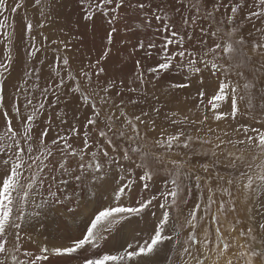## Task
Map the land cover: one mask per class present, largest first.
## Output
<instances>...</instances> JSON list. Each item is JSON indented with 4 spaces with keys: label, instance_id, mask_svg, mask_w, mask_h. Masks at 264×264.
I'll list each match as a JSON object with an SVG mask.
<instances>
[{
    "label": "snow or ice",
    "instance_id": "1",
    "mask_svg": "<svg viewBox=\"0 0 264 264\" xmlns=\"http://www.w3.org/2000/svg\"><path fill=\"white\" fill-rule=\"evenodd\" d=\"M80 3L85 8V20H94L96 14L107 19L110 28L107 45L113 43L114 34L118 31L115 24L122 18L120 10L126 5L141 12L146 26L151 27L154 19L162 25L160 31L170 35L163 37L159 45L155 41H148L147 46L143 41L136 45L133 51L144 49L145 55L151 57L155 50L160 59L157 64L147 68L137 60L136 70L128 78L127 85L122 79L119 82L115 78L107 83L100 81V77L106 75L100 60L107 58L110 47L106 48L100 60L89 63L78 73L71 68L67 57L63 59L62 66L53 69L59 83L43 90L41 96L47 101L51 90L55 99L49 107H54L60 102L62 93L59 89L77 95L80 105L91 113L83 132L73 124L66 134L57 131L55 137L47 140L46 137L53 131L51 117L46 127L37 131L45 103L38 101L33 104V98L25 96V111L22 113L18 107L19 88L9 104L5 102L4 88L0 85V264H51L52 257L57 261L66 258L69 264L71 261H75V264H158L159 254L167 255L168 264H172L177 256L176 264H264V99L260 104L261 115L253 112L257 99L254 93L259 91L260 96L264 97V87L260 86V76H264V0H228L227 3L214 0L211 9L205 8L203 17L200 15V5L205 0H196L195 4L189 0H173L174 12L182 18L183 32L173 30L174 25L170 22L173 17L160 5L152 8L150 3L145 4L142 0L136 3L130 0H80ZM35 5L42 17L47 15L45 7H51L49 0H35ZM26 7L27 0H20L9 10L6 0H0V15L5 11L16 13ZM146 8L151 12L145 11ZM221 9H230V13L225 12L218 22L223 28H204L201 20L211 18L216 23L215 16ZM185 12L188 15H184ZM241 14L243 18L237 26L236 21ZM198 25L200 37L197 39V51L186 46V43H191ZM247 25H251V31L246 37L243 29ZM5 26V20H0V29ZM43 26V22L34 26L29 21L26 29L31 33L34 27ZM222 31L227 40L220 35ZM5 38L9 42L12 39L7 33ZM209 39L212 40L211 44ZM60 43L68 46L63 41ZM237 45L240 47L237 48ZM3 47L7 50L11 44L3 43ZM35 54L29 53L32 56ZM237 56L239 62L233 63ZM250 64L258 73L252 80L247 79L244 72ZM11 67L12 55L6 51L4 57L0 58V76L9 74ZM61 73H65L67 80ZM166 73H174L182 78L179 82L170 81L167 84L170 92L187 89L194 80L198 86L203 85L205 73L214 78L216 84L211 95L203 87H198L195 96L191 97L197 100L196 109L201 110L200 119H191L187 115L177 119V112L165 114V121L176 130L169 132L163 128L158 137L152 140L153 146L161 150L159 154L152 155L162 166L165 177L163 186L157 187V180L146 162L148 154L141 153L139 162L133 158V154L140 152L142 147L136 144L137 139L146 140L149 132H156V122L144 119L148 116L147 112L130 117L125 111V101L117 103L116 99L125 92L147 95L146 87H155L162 74ZM23 75L29 73L24 72ZM93 75L96 77L95 88L91 87ZM231 75L239 79L232 82ZM81 78L87 83V92L80 86ZM239 80L244 81L242 85ZM137 84L139 87L134 86ZM113 91L116 99L112 97ZM245 94L246 111L242 112L239 105L245 100ZM138 102L135 99L128 101L130 104ZM116 109H119V115ZM102 110L109 113L106 119L100 115ZM152 111L159 116V108ZM56 115L62 124L65 123L63 116L66 114L58 112ZM242 118L252 123H241ZM117 123L121 125L119 129ZM212 124L216 127H212ZM221 124L223 128L219 127ZM141 126L145 129L143 133ZM193 128L195 136L192 134ZM81 135L83 147H73L70 142L72 137L78 139ZM133 144L136 146L132 147ZM193 145L201 147L193 151ZM180 149L189 150L187 159L183 158L184 153ZM56 154L61 158L58 171L67 177L59 181L52 172L50 160ZM89 154L92 161L102 162L85 166L84 161ZM173 156L179 159H172ZM196 156L205 158V162L198 161L196 167L207 176L184 171ZM73 157L81 161L80 174L72 175V169L67 166V160ZM122 162H127L128 166ZM105 163L116 164L119 174H122L114 188L108 187ZM89 170L91 175H88ZM136 170H142L138 177ZM222 171L228 175L221 174ZM181 177L189 184L182 186ZM193 180L195 192L198 193L197 202L187 213L184 224L187 235L181 241V227L172 218V211H179L176 205L181 193H187L184 205L188 204L193 195ZM213 180L218 183L217 188L212 187ZM46 181L49 183L46 201L49 205H59L61 200L71 203V197L61 189V185L67 186L73 181L80 185L91 181L93 189L103 187L111 194L106 204L92 208L78 236L68 235L64 238L65 242L40 247L39 252L34 253L23 248L21 233L30 219L26 209ZM169 183L174 187L169 188ZM137 185H140L139 189ZM233 186L245 193L246 204L249 201L252 203L248 205L246 219L236 215L234 222L222 231L220 218L223 216L227 219L229 214L236 213V201L231 191ZM205 187L208 191L207 203H204L203 196ZM58 190L63 192L62 196L58 197ZM217 191L222 197L226 195L230 199H221L213 211V206L217 205ZM91 195L94 196L95 191ZM94 203L95 200H86L85 206ZM43 206V203L36 205L37 208ZM149 214L153 218L151 227H147L149 221L145 219ZM141 220H145L144 228L139 227ZM205 220L208 227L201 234L199 225ZM113 234L120 235L124 242L107 248L109 239H114Z\"/></svg>",
    "mask_w": 264,
    "mask_h": 264
},
{
    "label": "rangeland",
    "instance_id": "2",
    "mask_svg": "<svg viewBox=\"0 0 264 264\" xmlns=\"http://www.w3.org/2000/svg\"><path fill=\"white\" fill-rule=\"evenodd\" d=\"M64 0H62L63 2ZM68 1V2H67ZM20 2V0H6V5L8 9L10 10L11 7L15 5V3ZM35 0H27V6L25 8L19 9L17 12L25 13L27 18H29V13L34 12ZM61 2L60 6L65 7V11L62 12V21H60V25H64L63 28H60L59 31H57L58 39L54 38V34H49L45 36L42 33H40L39 30H36L39 34H41V38H43V48L44 50H49L48 57L52 60L54 63L52 66V62L46 61L45 56L43 57V62L41 64L42 67H50L52 70L56 69L58 66H62V61L65 57L69 58L70 66L75 72H79L81 68H85L89 63H96L97 60H100V57L106 50V48L111 49L110 54L107 56L106 59L100 60V66L103 67L106 71V75H102L100 77V81L102 83H107L109 79L115 78L117 82L119 80H124L125 85L128 83V78L132 76L135 69L136 61H141L142 64H144L145 68L153 66L159 62V55L155 50H153V55L151 57H148L145 55L144 49H139L136 51H133L134 48H136V45L143 41L145 43V46H147L148 41H155L158 45L162 42V38L170 35L168 32H161L160 29L162 28L161 24H157V22L153 19L151 21L152 26L148 27L144 23L143 15L138 9H133L128 7L127 5L120 10L121 19L115 24V27L118 29V31L114 34L113 43L112 45H107L106 39H107V33L110 31L107 19L100 15L96 14L94 16V20H85V8L80 3V0H65L67 4H64ZM131 3H136L138 0H130ZM145 4H151L152 8H156L157 5H160L164 8L165 11L169 12L170 16L173 18L171 19V23L174 25V29L177 32H183L184 27L182 23V18L180 15L175 14L174 12V5L173 0H142ZM190 3L195 4L196 0H189ZM214 0H205V3L200 5V15L201 17L204 16L205 8L211 9L212 4ZM225 3L228 2V0H224ZM13 3V4H11ZM80 3V4H79ZM30 4V5H29ZM68 6V7H67ZM74 6V8L72 7ZM10 7V8H9ZM72 7V8H71ZM28 10V11H27ZM145 11L151 12V9L146 8ZM16 12V13H17ZM225 12L230 13V9H221L219 13L216 14L215 20L216 23H213L211 21V18L204 20H201V24L204 28L211 27L212 29H215L217 26H220L223 28V25H218V22L222 19L223 14ZM16 13H10V11H6L7 17H13ZM11 14V15H10ZM61 14V13H60ZM24 15V16H25ZM82 17H81V16ZM184 15H188L187 12L184 13ZM60 16V15H59ZM72 18L70 19V17ZM84 16V17H83ZM5 17V16H1ZM6 18V17H5ZM243 18V14H241L236 21L237 26L240 23V20ZM8 19V18H6ZM30 19V18H29ZM30 21H32L30 19ZM8 24H12L13 22ZM137 25H140V27H137ZM12 32L8 33L7 35L10 36V34L13 35V29H10ZM251 31V25H247L243 29V34L247 37L248 32ZM62 32V35L60 34ZM54 33V32H52ZM60 34V35H59ZM51 35V36H50ZM220 35L227 40L228 37L224 34L222 31ZM53 36V37H52ZM52 37V38H51ZM200 37V26L198 25L195 30V36L193 37L190 44L186 43V46L195 48L197 51L199 50V45L197 44V39ZM48 39V40H47ZM51 39V41H49ZM53 39V40H52ZM55 39V40H54ZM235 39V38H233ZM5 41L7 43L11 44V41H7L5 38ZM53 41H56V43H53ZM65 42L68 46L67 49L64 47L63 44L60 42ZM123 42V43H122ZM212 43V40L209 39V44ZM62 47L64 49H62ZM240 46L237 45V48ZM13 46L8 49L9 52L12 55V66H14L12 69L10 68L9 74L6 76H0V85L3 86L4 91L3 95L5 96V91L8 90V80L11 79L13 75H19V78L16 80V85L18 87L21 86H29V87H37L35 86L36 83L39 84V93L37 92V98H35L33 101V104H37L38 101H43L46 105L45 111L42 113V115L39 117V124L37 125V131L46 127V122L49 120V117H51V124L53 127V131L49 133V136L46 137L47 140H51L56 134L57 131H60L61 134H66L67 129L73 124L77 126V128L80 130V132L84 131V125L86 123L87 118L91 115L90 111L80 105V100L77 95L71 94L66 89H59V91L62 93L60 95V102L57 103L54 107H49V105L52 104V101L55 99V97L51 94V90L48 92V99L47 101H44V97L41 96V92L45 89H49V86L52 84H58L59 78L56 76L55 71H53L50 76H53L50 81L42 80L40 79L37 74L34 72V69L36 68L35 65L31 66L30 68H27L23 70L22 72H18L16 70V58L17 55H14V51H12ZM51 48V49H49ZM53 50V51H52ZM63 50V51H62ZM248 49H245L247 51ZM69 56L67 55V52ZM52 52H54L52 54ZM56 53V54H55ZM56 55H58L56 57ZM60 55V56H59ZM63 55V56H62ZM56 58H55V57ZM4 57V52H3ZM58 58V59H57ZM62 59V60H61ZM50 62V63H49ZM239 62V56L236 57V59L233 61V63ZM258 63V61H256ZM59 63V64H58ZM58 66H57V65ZM50 65V66H49ZM28 72L29 75L24 76L23 73ZM245 77L249 80L255 79V76L258 75V73L254 72V69L252 65L250 64L246 69H244ZM65 77V80H67V76L65 73H61ZM95 75H93V83L91 85L92 88L96 87L95 84ZM182 78L178 75H175L174 73H166L162 74L161 79L156 83L155 87L148 85L146 87V95H138L137 93H130V95H136L137 97H132L131 100L135 99L139 102L136 104H130L128 101H130V97L128 94L124 93L121 97L116 99L115 91L112 92V97L116 99V102L119 103L120 100L125 101V111L128 113V115L134 116L139 115L141 112H147L148 116L144 117L145 120H155L156 122V132H149L148 138L146 140H139L137 139L136 144L142 145L141 151L133 154V158L139 162L141 153H147L148 156L146 157V162L148 164L149 170L154 174V178L157 180V187L163 186V180L165 179L163 174L162 166L154 159L153 153H160V149L155 148L152 144V140L155 137H158L159 131L163 128H167L169 132H174L176 129L171 126L167 121H165V114H170L172 112H177L179 115L176 117L179 119L181 116L187 115L191 119H200L201 117V110L196 109L197 100L192 99L191 97L195 96V94L198 91V87H203L206 89L211 95L213 87L216 84V81L214 78H210L207 73L204 75V84L198 86L196 81L194 80L192 82V86L184 89V90H176L174 92H170L167 90V84L172 82H179ZM239 78L235 75H231L230 80L232 82H236ZM6 81V83H4ZM80 86L83 91H88V86L86 81L81 78L80 79ZM240 84H243V80H239ZM135 87H139V85H134ZM260 86L264 87V76H260ZM152 92V99L150 100L149 105L153 108H159L160 107V113L159 116H157L154 112L151 111L149 108H144L145 102L142 101L140 98H147L149 97L148 94H151ZM155 94V95H154ZM242 94L243 90H242ZM254 95L257 97L255 100L256 107L253 109L254 114L261 115V109L260 104L262 99L264 97L260 96V92L257 91L254 93ZM185 97H189L188 99H185ZM67 98V102H65ZM20 100V98H19ZM21 104V101H20ZM161 104H165L162 106ZM246 104H247V95L245 94V100L240 103L239 107L242 112L246 111ZM24 106V105H23ZM31 107V106H29ZM107 107V106H105ZM189 109H192L193 111L190 112ZM24 110V109H23ZM31 108H29V111ZM116 114L119 115V109H116ZM61 112L66 115L63 116V119L65 123H61L60 119L57 117V113ZM109 113H106L105 111H101L100 115L101 117L105 118L107 117ZM48 115V116H47ZM241 123L249 124L252 123V121H249L247 119L242 118ZM44 126V127H43ZM120 124L117 123L116 127L119 129ZM196 127H200L197 125ZM212 127H216L215 124H212ZM220 128H223L224 125H219ZM55 130V131H54ZM187 131V129H185ZM206 130V129H205ZM145 129L143 126H141V132L143 133ZM193 136L196 135L195 129L193 128L192 131ZM203 135V133H201ZM73 144V147H83V137L82 135L77 139L75 136L72 137L71 141ZM119 143V142H117ZM136 144H133L132 147H135ZM201 146L199 145H193V151L198 150ZM95 150L94 148L92 149ZM88 151V150H86ZM179 151L184 153V159L188 158V155L190 154L189 150L180 149ZM109 152L111 150L109 149ZM172 159H179V157H171ZM59 154H56L54 157H51V168L53 174L56 176L57 180H63L67 177L61 175V173L58 171L59 169V162H60ZM204 163L205 158L196 156L194 157L190 163L185 167L184 171H192L194 174H199L201 176H207L208 174L204 173L201 169L196 167L197 162ZM102 162L100 160L98 161H92L91 156L86 158L84 161L85 166L89 163H97ZM81 161L76 158H70L67 160V166L72 169V175L80 174L81 168H80ZM125 164V166H128L127 162H122ZM104 167L108 170V187L114 188L119 183V174L118 168L116 164H104ZM134 168V165H132ZM168 167H171L169 165ZM142 174V170H136V177ZM221 174L228 175V173L222 171ZM88 175H91V171L89 170ZM238 175V173H236ZM189 184L188 180L183 179L181 177V185H187ZM201 185H204V181H201ZM49 187V183L46 181L45 184L40 188L39 194L33 199L32 204L26 209L29 211L30 219L28 223L25 225V231L21 233L24 244L23 248L30 250L34 253L39 252L40 247L48 246L53 243H63L64 238L68 235L78 236L79 235V229L84 227V221L87 219L88 214L92 211L93 207H97L100 204H106L108 196L111 194L108 192L107 196L105 195V188L101 187L99 189H93L91 181H88L84 183L83 185L76 184L74 181L70 182L67 186L61 185V189L63 191H66V193L71 197V203L68 200H61V203L59 205H49L46 203L47 201V189ZM140 185H137V188L139 189ZM169 188H173L174 185L171 183L168 184ZM212 187L217 188L218 183L213 180L212 181ZM95 191V195L92 196L91 193ZM232 197L235 198L236 201V213L235 214H229L227 219H225L223 216L220 218L222 222V231H225L232 222H234L235 216L238 215L240 219H246L247 215V208L248 205L252 203V201H249L248 204H246L245 201V193L242 190H238L235 186L232 187ZM57 195L62 196V191H57ZM142 195H147V193H142ZM197 195L198 193L195 192L194 189V180H193V195L188 200V204L184 205V200L187 197V193H181L178 203L176 205V208L179 209V211L173 210L172 211V218L180 225L181 227V236L180 239L183 241L186 238L187 230L184 228L185 220L187 217V213L189 209H192L194 204L197 202ZM104 198H103V197ZM204 203H207V197H208V191L205 187L204 189ZM95 200L94 204H87L85 206V200ZM215 199L217 201V205L213 206V211H215V208L220 203L221 199L228 200L230 199L228 196H221V193L217 191ZM84 200V201H83ZM169 200H171V197H169ZM43 207L37 208L36 205L42 204ZM84 204V205H83ZM257 208L259 209V204H257ZM87 216V217H86ZM157 216H159V210H157ZM149 221L147 224V227H151L150 221L153 219L151 217V214H149L148 217L145 218ZM145 220H141L139 227L144 228ZM208 227V221L205 220L203 223L199 225V229L201 234L204 232V230ZM114 235V239L110 238L108 241V244L106 245L107 248H112L115 245L123 243V238L120 235ZM231 239V237H229ZM235 251V249H233ZM179 257H174L172 264H176ZM158 264H168L167 255L165 254H159L157 257ZM51 264H69L66 258H61L59 261L55 257L50 258ZM70 264H75V261H71Z\"/></svg>",
    "mask_w": 264,
    "mask_h": 264
},
{
    "label": "bare ground",
    "instance_id": "3",
    "mask_svg": "<svg viewBox=\"0 0 264 264\" xmlns=\"http://www.w3.org/2000/svg\"><path fill=\"white\" fill-rule=\"evenodd\" d=\"M49 2H50L51 7H50V9L47 6L45 7V11L47 13V15L45 17H42L40 15V9L37 6H35L34 12L29 13V15H28L29 18L32 21H30V19L27 18V16L25 15V13H22L21 10H20V12H17L13 17H7L6 16V11L2 15H0V20H5V25H6L5 28L0 29V58H3V52H4V55H5V52L6 51H9L8 49L6 50L3 47V43H7L5 41V33H7V34L8 33H11L12 31L10 29H13V31H14L13 32V35L10 34V36L12 38L11 39V45L13 46L12 51H14V55H17L16 65H15L16 70L18 72H22L23 70H25L27 68H30L31 66H34L35 65L36 68L34 69V72L37 74V76L40 79L47 80V81H50L52 79L53 76H50V75L53 74L52 73L53 70L50 67H47V66L42 67L41 66V64L43 62L42 59H43L44 56H45V59H47L46 60L47 62L50 61V60L52 62L53 59L47 58L48 57L49 50H44V48H43L44 46H43V42H42L43 38H41V34H39L36 30H39L40 33L44 32L42 34V37H43V35H45V36L48 35V37H49V34L50 33L51 34H54V38L57 41L58 35H57L56 32L59 31L60 28H63L64 27V25H60V21H62V16L61 15H62V12L63 11H65V13H66V9H67L65 7H61L60 6L62 0H49ZM64 3L67 4L66 2H64ZM11 4H13V3H11ZM34 4H35V2H34ZM72 7L74 8V6H72ZM1 16H5L8 19H6L5 17H1ZM71 18H72V16L70 17V19ZM9 21H10V23L13 22V25L12 24H8ZM29 21L34 26L35 25H39L41 22H43L44 23V26L42 28L41 27H34L33 30L31 31V33H29L27 31V29H26V24ZM52 32H54V33H52ZM60 34L62 35V32H60ZM32 37H35V39H32ZM49 41H51V39ZM49 49H51V48H49ZM62 49H64V48L62 47ZM65 49H67V47ZM31 52H35L36 54L34 56L29 55V53H31ZM65 52H67V55L69 56L68 51H65ZM53 53L54 52H52V54ZM57 56L58 55H56V57ZM53 61H55V60H53ZM53 64L54 63L52 62V66H53ZM13 67L14 66H12L11 69ZM18 78H19V75H13L11 77V79L8 80V90L5 91V98H6L5 102L10 104L13 95L16 93V89L19 88V90H20V97H19L20 100H19V103H18V107L20 108L21 112L24 113L25 110H23L24 109V106L23 105L26 102L25 101V96H27L28 98H33V100L35 98H37V92L39 93V84L38 83L35 84V86H37V87H29V86H21V87H18L16 85V80ZM125 93L129 95V97H130L129 100H131L132 97H134V98L137 97L136 95H133V96L130 95V93H128V92H125ZM150 93L151 94H148L149 97H147V98H140V99H142V101L145 102L144 108H148V109L150 108L151 111H152L153 107H150L149 105H147L148 103H150V100L152 99V92H150ZM20 101H21V104H20ZM161 105L164 106L165 104L164 105L161 104ZM29 108H31V107H29ZM159 109H160V107H159ZM107 195H108V192L106 191L104 196H107ZM84 200L86 201V199H84Z\"/></svg>",
    "mask_w": 264,
    "mask_h": 264
}]
</instances>
